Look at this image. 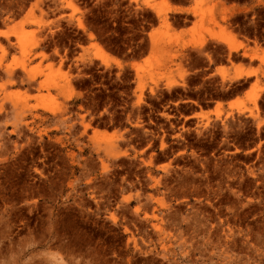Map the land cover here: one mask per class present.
I'll use <instances>...</instances> for the list:
<instances>
[{"label":"rangeland","instance_id":"1","mask_svg":"<svg viewBox=\"0 0 264 264\" xmlns=\"http://www.w3.org/2000/svg\"><path fill=\"white\" fill-rule=\"evenodd\" d=\"M168 2L0 0V264H264V0Z\"/></svg>","mask_w":264,"mask_h":264},{"label":"bare ground","instance_id":"2","mask_svg":"<svg viewBox=\"0 0 264 264\" xmlns=\"http://www.w3.org/2000/svg\"><path fill=\"white\" fill-rule=\"evenodd\" d=\"M206 1H208V0H195V2H196V4H198V3H202V2H206ZM162 2L165 4V5H168L169 6V2H168V0H162ZM149 2H147V4H148ZM153 7V6H152ZM197 8V6L196 5H190L189 7H182V8H177V9H175V8H173L172 10H181V11H195V9ZM74 10L75 11H78L79 9L78 8H74ZM210 11L212 10V9H209ZM156 12H157V14L159 15V16H161L162 15V11L161 10H157L156 9ZM212 12V11H211ZM210 12V13H211ZM29 13V12H28ZM31 15V14H30ZM211 15H212V13H211ZM162 17V22H161V24H160V26H158V27H156V28H153L152 29V31L150 32V36L153 38L154 37V34L157 32V31H159L160 29H163L162 28V25H167V21H166V18H163V16H161ZM23 23V21L22 20H20V21H18L17 22V24H22ZM16 25V24H15ZM17 27H18V25H16ZM13 27H15V26H13ZM12 27V28H13ZM227 28V27H226ZM225 28V30H227ZM15 30V29H14ZM12 31H13V29H12ZM225 33V32H224ZM228 33H229V37H231L230 38V40L228 39H226L227 40V43H229L230 41H231V39L233 38V40H235V35L231 32V31H228ZM0 35H6L7 36V32H5V31H3V30H0ZM227 35V34H226ZM224 40V39H223ZM225 40V41H226ZM232 40V41H233ZM35 45H38L39 44V40H36L35 41V43H34ZM231 44V43H230ZM92 47H94L95 49H96V52H95V56H98L97 58H101V60L102 61H104L106 64H110L111 62H114V63H116L117 65H119V66H123L124 65V62L122 61V60H120V59H118L117 57H115V56H113V55H111L109 52H107L106 50H105V48L100 44V43H98V41H94V42H92ZM236 49H238V48H236ZM152 57L154 58V56H153V54H149V55H146L144 58H142L141 60H139V61H134V62H131V65L135 68V69H137V71L138 70H140L143 66H144V63H148V62H150L151 61V59H152ZM139 72V71H138ZM251 74V72L250 71H246V70H241V71H239V73L237 74V77H242V76H246V75H250ZM250 91V90H249ZM248 92V91H247ZM259 96H260V94H259V91H257V92H255L254 93V100L255 101H257V99L259 98ZM235 102H236V100H232V101H230L229 102V104H230V106H233L234 104H235ZM217 108H218V106H216L214 109H211V110H208V111H204V113L203 114H206V113H209V112H215L216 110H217ZM51 111V110H50ZM54 112V111H53ZM200 113V112H199ZM202 114V113H201ZM104 135H110V136H115V137H121L122 136V134H118V133H116V132H112V133H107L105 130H102V129H99V128H94V131H93V137H99V136H104Z\"/></svg>","mask_w":264,"mask_h":264},{"label":"trees","instance_id":"3","mask_svg":"<svg viewBox=\"0 0 264 264\" xmlns=\"http://www.w3.org/2000/svg\"><path fill=\"white\" fill-rule=\"evenodd\" d=\"M99 10L103 11L105 10L104 7H100ZM105 20V18H104ZM141 21H136L134 23L135 26L140 27L141 26ZM90 26V25H89ZM92 27V26H91ZM151 29V27H147L146 32H149ZM103 37H99V39L101 40L102 44L106 47V49L113 55L123 59V60H127V58L124 57V55L126 54V50L124 49V47L122 46L121 43H119L118 41H116L115 39H106L104 38L103 40L101 39ZM118 46V47H117Z\"/></svg>","mask_w":264,"mask_h":264},{"label":"crops","instance_id":"4","mask_svg":"<svg viewBox=\"0 0 264 264\" xmlns=\"http://www.w3.org/2000/svg\"><path fill=\"white\" fill-rule=\"evenodd\" d=\"M186 7H189V6H186ZM186 7H185V8H186Z\"/></svg>","mask_w":264,"mask_h":264}]
</instances>
